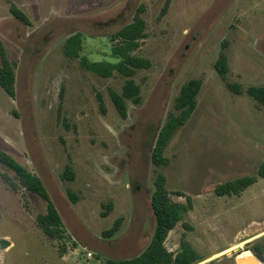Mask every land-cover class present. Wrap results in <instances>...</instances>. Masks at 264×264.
Masks as SVG:
<instances>
[{
    "label": "rangeland",
    "instance_id": "obj_1",
    "mask_svg": "<svg viewBox=\"0 0 264 264\" xmlns=\"http://www.w3.org/2000/svg\"><path fill=\"white\" fill-rule=\"evenodd\" d=\"M13 5L30 25L14 17ZM142 7L145 38L132 53L152 66L134 76L142 102L129 101L123 119L110 90L120 92L126 78L88 71L80 58L64 55V44L81 34L82 57L117 62L119 40L111 35ZM0 41L17 63L15 96L0 86V149L43 180L69 236L47 238L37 223L46 203L0 176V264H105L139 255L156 227L151 198L158 173L167 177L172 201L191 199L166 240L171 252L187 242L206 259L200 264H237L242 253L259 261L247 248L255 243L264 256V179L240 196L215 194L218 185L256 175L264 161V107L247 92L264 86V0H0ZM221 52L226 79L215 68ZM192 79L202 81L197 109L165 150L170 165L157 168V135ZM67 165L74 182L60 178ZM118 218L119 232L104 238Z\"/></svg>",
    "mask_w": 264,
    "mask_h": 264
},
{
    "label": "trees",
    "instance_id": "obj_2",
    "mask_svg": "<svg viewBox=\"0 0 264 264\" xmlns=\"http://www.w3.org/2000/svg\"><path fill=\"white\" fill-rule=\"evenodd\" d=\"M11 11L19 21L27 25L31 24L28 16L15 5L12 6ZM142 11L143 7L132 23L111 35L114 41L119 40V44L113 48L112 52V57L117 59V62H91L87 57H82L83 36L81 34L70 35L64 44V55L69 59L80 58L83 67L88 71L103 78L113 77L115 72H117L126 78L120 92L113 89L110 90L112 102L123 119L128 117L129 101L135 105H139L142 102L141 86L135 81L134 76L139 70L149 69L152 66L149 59L135 56L132 53L140 46L141 40L145 38L146 22L140 17ZM16 66L17 63L9 58L3 43L0 41V86L10 97L15 96ZM215 68L219 75L226 79L229 67L225 52H221L215 63ZM228 86L236 94L242 93L238 85L228 84ZM201 88L202 81L200 79H192L183 85L179 95L176 97L173 111L169 113L166 122L159 130L152 150L151 162L155 167L164 168L170 165V159L165 156V150L175 134L188 123L197 109L198 95ZM247 92L251 98L264 107V86H252ZM101 109L105 112L103 105ZM2 168L12 172L14 177L11 178L8 173L1 172ZM0 176L14 191L25 189L37 195L46 203V212L38 215L37 223L47 238L53 241H64L69 238L66 235L67 230L63 218L43 180L24 167L12 155L1 149ZM60 178L62 181L74 182L76 179L74 168L71 165H67ZM259 178L264 179V161L256 175L240 177L234 181L218 185L215 189V194L219 197L240 196L254 185ZM166 184L167 177L165 174L158 173L155 179V190L151 198L156 227L148 246L135 257L123 259L107 258L105 264H200L206 260L201 259L187 242L182 243V250L177 254L167 248L165 243L169 233L175 229L183 214L189 210L191 199L187 198L188 205L172 201L171 192L167 189ZM176 194L184 196L181 192ZM67 195L73 204L78 202L79 196L73 190L68 188ZM106 207L107 211L102 213L103 217L108 216L109 211L112 209V204H108ZM122 223L123 218L115 220L112 227L103 232V237L107 239L114 237L119 232ZM247 248L252 251L260 262L264 263L263 250L259 244L254 243L248 245ZM63 249H66L65 244H63ZM250 260H253L256 264H262L249 253L239 255V261H242L243 264H249ZM213 261L210 263H214Z\"/></svg>",
    "mask_w": 264,
    "mask_h": 264
},
{
    "label": "water",
    "instance_id": "obj_3",
    "mask_svg": "<svg viewBox=\"0 0 264 264\" xmlns=\"http://www.w3.org/2000/svg\"><path fill=\"white\" fill-rule=\"evenodd\" d=\"M237 264H243L242 261H238L236 258ZM249 264H256L253 260H250ZM263 264V263H262Z\"/></svg>",
    "mask_w": 264,
    "mask_h": 264
},
{
    "label": "bare ground",
    "instance_id": "obj_4",
    "mask_svg": "<svg viewBox=\"0 0 264 264\" xmlns=\"http://www.w3.org/2000/svg\"><path fill=\"white\" fill-rule=\"evenodd\" d=\"M236 247V246H235ZM230 250H228L227 252H229Z\"/></svg>",
    "mask_w": 264,
    "mask_h": 264
}]
</instances>
